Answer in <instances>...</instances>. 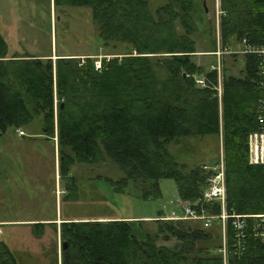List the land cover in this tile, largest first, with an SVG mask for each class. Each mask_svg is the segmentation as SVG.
<instances>
[{
	"label": "trees",
	"instance_id": "1",
	"mask_svg": "<svg viewBox=\"0 0 264 264\" xmlns=\"http://www.w3.org/2000/svg\"><path fill=\"white\" fill-rule=\"evenodd\" d=\"M202 1L165 0L150 14L144 0H52L54 7L88 8L98 40L124 44L127 50L98 60L94 69L97 60L90 57L6 58L0 36V136L37 118L41 135L52 140L55 134L58 175L72 184L66 194L76 193L69 166L93 164L104 156L123 175L110 182L116 192L130 181L139 199H156L158 182L170 180L178 202L206 216L219 215L221 207L201 201L207 179L215 174L202 167L213 168L221 158L224 213L244 217L239 246L232 218L225 220L226 264H264V220L252 217L264 216V168L247 163L246 147L247 134L256 128L257 57H242L238 77L225 74L223 67L217 97L216 73L191 61L196 51L185 33L176 37L170 31L173 21L183 22L187 34L196 31L194 21L205 17ZM217 1L220 46L244 40L264 47V0ZM167 30L170 37H162ZM210 45L213 50V40ZM197 79L203 80L202 87ZM193 137L219 142L211 165L186 169L169 154V145ZM161 217L158 213L151 221L152 233L139 228L141 239L133 235L129 221L62 222L59 264L222 263L218 220L207 229L198 220ZM202 242L217 246L198 247ZM6 245L0 243V264H17Z\"/></svg>",
	"mask_w": 264,
	"mask_h": 264
},
{
	"label": "rangeland",
	"instance_id": "2",
	"mask_svg": "<svg viewBox=\"0 0 264 264\" xmlns=\"http://www.w3.org/2000/svg\"><path fill=\"white\" fill-rule=\"evenodd\" d=\"M203 1L205 17L194 21L196 31L187 34L183 22L177 21L171 23L174 28L170 31L176 37L185 33L183 37L193 41L196 52L190 59L194 64L204 68L208 67L211 61L215 62V56L211 53L216 50V46L212 50L210 41L213 40L215 43L216 40L219 13L215 10V0ZM144 2V8L152 14L155 9L164 6L165 0H144ZM167 32L168 30L164 34L161 33V36L170 37L171 33ZM97 35L88 8L63 5L54 7L50 4V0H0V36L5 43L7 56L22 55L25 52L29 54L32 52V55H47L50 51V58H54L55 55L78 57V59L90 57L98 62L102 58H111L127 50L124 44L103 43L98 40ZM220 63L225 69V74L235 77L241 75L242 56L234 58L223 56L220 57ZM55 102L54 98V112ZM41 136L43 135L40 134L37 118L18 130L9 127L0 136V220L2 221L0 243L7 244L17 264H59L60 261L59 227L58 230L57 227L48 229L54 225H44L42 230L41 225L26 221L4 222L33 218L34 215L31 213H36L34 217L39 214L48 217L52 212L54 194L52 167L53 173L55 166L58 170L59 158L53 153L52 159L51 139L47 140L45 136L41 139L34 138ZM52 139L56 141L55 134ZM218 143L217 139L210 137L187 138L175 145H169L168 152L178 163L184 164L186 169L197 164L209 166L211 160L213 161L218 155ZM67 175L74 178L77 195L66 194L65 189H72V184L67 182L66 178L59 176L57 179L59 201L65 203L63 204L66 205L65 212L77 210L79 215H93L92 208L95 205L92 202H98L115 207L122 216L155 219L159 212L168 216L171 211L179 209L174 185L170 180L158 182L160 197L156 199H139L138 192L130 181L123 191L116 192L110 182L119 180L123 175L104 156L101 161L93 164L72 163ZM76 197L82 204L81 207L77 206V209L73 210L70 206ZM39 201L42 203L37 204ZM115 208L113 213L117 211ZM100 212L104 211L99 210L98 214ZM104 213L109 214V209ZM137 221L142 220L137 219L129 223L136 238L143 237L142 230L149 233L154 231L153 222L138 223ZM213 226L214 223L207 229ZM36 232L40 234L37 235ZM211 245L217 246V242H202L198 247L206 248Z\"/></svg>",
	"mask_w": 264,
	"mask_h": 264
},
{
	"label": "built area",
	"instance_id": "3",
	"mask_svg": "<svg viewBox=\"0 0 264 264\" xmlns=\"http://www.w3.org/2000/svg\"><path fill=\"white\" fill-rule=\"evenodd\" d=\"M215 10L218 11V1L215 0ZM218 24V19L216 26ZM216 50L211 53L215 56V62L211 61V64L208 66L210 71H214L217 76V96L219 95V80L222 70V64L220 63V57L223 56H246L253 55L257 57V66H256V76L257 89L259 92V98L256 103V114H255V125L256 128L254 131L247 134L246 138V147H247V163L249 165H257L264 168V47H255L246 45L244 40L235 43L233 47L231 46H220L218 29L215 40ZM99 63L94 62V69H98ZM195 83L199 86H203V80L197 79ZM221 157V156H220ZM202 169H211L215 174L207 179V187L204 189L201 195L202 202H218L221 207L220 214L217 216H206L202 213L197 214L188 204L181 203L180 209L176 212H171L168 216L164 218H158L159 220L165 221H177V220H190V221H201L202 227L207 228L210 226L213 220H218L219 227L221 230V248L219 254L221 257V264H226V249L224 244V223L227 218H232L231 226L234 231L235 242L241 244L244 240V225L241 216L237 215H226L223 210L224 202V187H223V174H222V161L219 160L218 165L213 168L202 167ZM255 218H260L261 221L264 220V216H252Z\"/></svg>",
	"mask_w": 264,
	"mask_h": 264
},
{
	"label": "crops",
	"instance_id": "4",
	"mask_svg": "<svg viewBox=\"0 0 264 264\" xmlns=\"http://www.w3.org/2000/svg\"><path fill=\"white\" fill-rule=\"evenodd\" d=\"M50 4H52V0H50ZM53 5V4H52ZM33 53L31 52L30 54L28 52L22 53V55H10L7 56V49H6V58H11L12 56L15 57H23V56H29V57H33V58H37V59H45L47 57H51L50 55V51L47 55L45 54H36V55H32ZM54 56V55H53ZM56 56H60V57H65V58H78V57H70V56H63V55H55L54 58H50L51 60H55L57 57ZM28 138H32V137H28ZM37 139H41L43 138V136L41 137H34ZM52 159H53V155L56 153L57 154V149H56V141L55 139H52ZM54 153V154H53ZM57 179H59V175H58V170L57 167H54V173H53V167H52V181H53V207H52V212L51 214L48 215V217H43V214H39L37 216H41V217H34L36 215V213H31L33 214V218L30 219H22V220H12V221H4L6 223H11V222H19V221H26V223H32V224H40L42 226V230L44 229V225H54V226H48V229H52L54 227H57L56 229L58 230L59 224L62 222H92V221H100V222H105V221H112V220H123V221H133V220H137V219H141L143 222H147V221H151L154 218L151 217H141V218H136V217H127V216H122L119 211L112 206H109L108 204L105 203H98V202H92L93 205H95V209H93V215L89 214H83V215H79L77 214V206L81 207V202L77 201V197L75 198V200H73V202L71 203V208L73 210H76L75 212H65L66 209V205H63L65 203H63L62 201H59V186L57 183ZM75 195H77V191L75 193ZM177 202V206L180 209L181 203L178 202V200H176ZM42 201L37 202V204H41ZM85 205V204H84ZM100 207V209H98ZM115 208V210L113 213V209ZM109 209V214L104 213L107 212ZM178 209V210H179ZM99 210H103L104 212H100L98 214ZM177 210V211H178ZM171 212H176V211H171ZM170 212V213H171ZM161 214V216H167V215H163L161 212H159ZM169 213V214H170ZM0 222H2L0 220ZM21 223V222H20ZM56 225V226H55Z\"/></svg>",
	"mask_w": 264,
	"mask_h": 264
},
{
	"label": "water",
	"instance_id": "5",
	"mask_svg": "<svg viewBox=\"0 0 264 264\" xmlns=\"http://www.w3.org/2000/svg\"><path fill=\"white\" fill-rule=\"evenodd\" d=\"M202 8H203V11H204V13L206 12V10H205V4H204V1H202ZM62 247H63V249H65V247H66V244L65 243H63V245H62Z\"/></svg>",
	"mask_w": 264,
	"mask_h": 264
}]
</instances>
